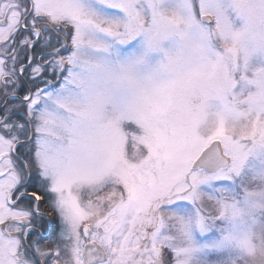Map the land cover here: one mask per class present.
I'll return each instance as SVG.
<instances>
[{
	"label": "snow or ice",
	"instance_id": "1",
	"mask_svg": "<svg viewBox=\"0 0 264 264\" xmlns=\"http://www.w3.org/2000/svg\"><path fill=\"white\" fill-rule=\"evenodd\" d=\"M0 264H264V0H0Z\"/></svg>",
	"mask_w": 264,
	"mask_h": 264
},
{
	"label": "flooded vegetation",
	"instance_id": "2",
	"mask_svg": "<svg viewBox=\"0 0 264 264\" xmlns=\"http://www.w3.org/2000/svg\"><path fill=\"white\" fill-rule=\"evenodd\" d=\"M54 232H55V226L52 225V224L47 225V228H46V230L44 231V234H45V236L48 237V239H45V240L43 241V244H44L45 246H48V247L51 246V240L55 239Z\"/></svg>",
	"mask_w": 264,
	"mask_h": 264
}]
</instances>
